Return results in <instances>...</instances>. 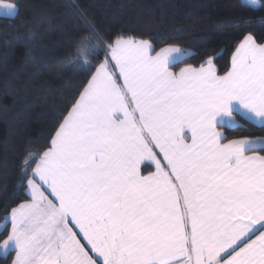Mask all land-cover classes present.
<instances>
[{"label":"snow or ice","instance_id":"6c2138e0","mask_svg":"<svg viewBox=\"0 0 264 264\" xmlns=\"http://www.w3.org/2000/svg\"><path fill=\"white\" fill-rule=\"evenodd\" d=\"M16 11L0 4V16ZM191 55L119 35L101 58L91 37L81 40L72 62L86 82L47 147L24 161L28 199L5 217L0 257L264 264V139L219 131L243 127L237 114L264 127V42L245 35L224 75L217 56L173 71Z\"/></svg>","mask_w":264,"mask_h":264},{"label":"trees","instance_id":"16d2710c","mask_svg":"<svg viewBox=\"0 0 264 264\" xmlns=\"http://www.w3.org/2000/svg\"><path fill=\"white\" fill-rule=\"evenodd\" d=\"M14 16H0V243L9 234L5 217L28 199L22 185L24 161L39 155L86 82V67L72 62L85 36L102 53L119 35L147 39L156 50L176 46L198 67L217 56L218 75L247 34L264 42V0H9ZM89 27L95 32L89 31ZM96 64L95 55L88 57ZM240 128L221 126L229 140L264 139V127L237 114ZM264 155V151L257 152ZM13 253L0 264H11Z\"/></svg>","mask_w":264,"mask_h":264},{"label":"rangeland","instance_id":"374dc122","mask_svg":"<svg viewBox=\"0 0 264 264\" xmlns=\"http://www.w3.org/2000/svg\"><path fill=\"white\" fill-rule=\"evenodd\" d=\"M242 3H244L245 5H249V6H252V7H257L259 5V0H255V3H251V0H241ZM0 4H7V5H12L14 8L15 7V4L9 0H0ZM16 13V12H15ZM14 13V14H15ZM14 14L12 16H14ZM4 224H1L0 225V229L3 227ZM11 251V250H10Z\"/></svg>","mask_w":264,"mask_h":264},{"label":"crops","instance_id":"0c3cea01","mask_svg":"<svg viewBox=\"0 0 264 264\" xmlns=\"http://www.w3.org/2000/svg\"><path fill=\"white\" fill-rule=\"evenodd\" d=\"M176 47V46H175ZM182 50H184V49H182ZM159 51V50H158ZM235 51V50H234ZM190 52V51H189ZM191 53V52H190ZM234 53V52H233ZM183 67H185V66H183ZM183 67H181V68H183ZM230 67H231V60H230ZM180 68V69H181ZM180 69H178L176 72H179V70ZM229 70H230V68H229ZM228 70V71H229ZM174 71V70H173ZM226 74V73H225ZM224 75V74H223ZM239 115V114H238ZM241 116V115H240ZM242 117V116H241ZM219 131H221L223 134H224V131L221 129V128H219ZM225 135V134H224ZM247 139H253V140H256V139H259V138H247ZM224 142H227V141H224ZM249 155H251L252 153H248ZM256 154H258V153H256ZM258 155H260V154H258ZM154 170V169H153ZM10 231H11V224H10V229H9V234H10ZM11 252V251H10ZM14 258H15V252L13 253V260H14ZM12 260V261H13ZM11 264H12V262H11Z\"/></svg>","mask_w":264,"mask_h":264}]
</instances>
